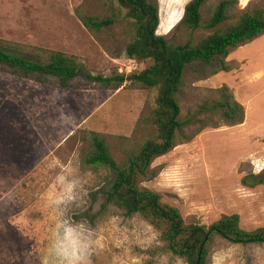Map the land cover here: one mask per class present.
Segmentation results:
<instances>
[{
	"label": "rangeland",
	"instance_id": "374dc122",
	"mask_svg": "<svg viewBox=\"0 0 264 264\" xmlns=\"http://www.w3.org/2000/svg\"><path fill=\"white\" fill-rule=\"evenodd\" d=\"M148 1L158 7L156 33L167 40L178 44L209 33L179 24L190 0ZM218 2L205 1L203 21ZM249 5L264 7V0H237L231 16ZM89 18L111 24L92 30L84 24ZM133 35L125 8L113 0H0L2 45L35 60L56 50L75 56L94 74L136 73L152 61L126 55ZM79 83L62 89L0 69V264H44L53 226L46 193L65 168L88 181L86 205L71 211L97 231L101 247L93 264H186L164 249L160 230L142 216L101 209L113 173L84 162L91 132L105 139L119 163L154 136L157 88L130 81L118 89ZM224 85L244 108L242 123L227 124L204 108ZM178 100L179 118L186 122L178 144L152 161L140 188L175 207L186 224L209 226L237 214L244 230L264 227V184L243 182L264 172V34L226 57L189 64ZM205 264H264V243L215 237Z\"/></svg>",
	"mask_w": 264,
	"mask_h": 264
},
{
	"label": "trees",
	"instance_id": "16d2710c",
	"mask_svg": "<svg viewBox=\"0 0 264 264\" xmlns=\"http://www.w3.org/2000/svg\"><path fill=\"white\" fill-rule=\"evenodd\" d=\"M113 1L125 8L134 30L132 40L125 46L126 55L137 60H151L147 68L131 74H94L75 56L61 51L50 50L43 60H35L2 45L0 41V69L62 89L78 88L79 82L118 89L125 81L157 88L151 116L155 134L145 139L122 163L113 158L103 137L96 132L90 134V150L85 154L84 162L103 166L113 173L105 188L101 209L112 206L123 216H142L160 230L164 249L184 259L186 264H205L210 243L215 237L242 245L264 243V227L244 230L239 225L237 214L222 215L209 226L186 224L175 207L162 203L158 194L139 185L147 177L152 161L178 144V134L186 124L179 118L178 100L184 69L194 62L208 63L216 57H226L231 50L264 34V7L249 5L231 16V8L237 0H219L211 16L203 21L201 7L206 0H190L184 7L179 24L190 31L204 28L209 33L197 40L189 37L175 44L156 33L159 15L155 2ZM229 18H234L233 22L222 27ZM84 24L98 31L111 24V20L96 22L89 18L88 21L84 20ZM204 108L217 113L221 120L230 125L244 120L243 106L225 85L220 87L211 107L206 105ZM243 182L251 186L264 184V172L259 176L248 175Z\"/></svg>",
	"mask_w": 264,
	"mask_h": 264
},
{
	"label": "clouds",
	"instance_id": "9594fccd",
	"mask_svg": "<svg viewBox=\"0 0 264 264\" xmlns=\"http://www.w3.org/2000/svg\"><path fill=\"white\" fill-rule=\"evenodd\" d=\"M87 183L86 178L66 168L55 176L46 193L53 226L44 264H93V256L101 247L97 231L85 220L76 219L71 211L73 205H86Z\"/></svg>",
	"mask_w": 264,
	"mask_h": 264
}]
</instances>
